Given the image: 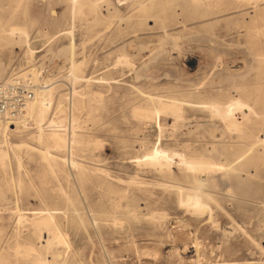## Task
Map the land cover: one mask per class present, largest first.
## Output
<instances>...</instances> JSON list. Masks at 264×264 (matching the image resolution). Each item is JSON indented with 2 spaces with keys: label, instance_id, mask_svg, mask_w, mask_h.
<instances>
[{
  "label": "rangeland",
  "instance_id": "rangeland-1",
  "mask_svg": "<svg viewBox=\"0 0 264 264\" xmlns=\"http://www.w3.org/2000/svg\"><path fill=\"white\" fill-rule=\"evenodd\" d=\"M261 25L264 0H0V82L37 68L46 114L78 124L64 161L42 158L32 120L0 132V264H196L194 242L173 244L176 219L204 254L217 251L214 264H264ZM159 100L182 116L134 114ZM171 150L222 167L193 172ZM46 208L66 241L49 249L31 223Z\"/></svg>",
  "mask_w": 264,
  "mask_h": 264
},
{
  "label": "bare ground",
  "instance_id": "bare-ground-1",
  "mask_svg": "<svg viewBox=\"0 0 264 264\" xmlns=\"http://www.w3.org/2000/svg\"><path fill=\"white\" fill-rule=\"evenodd\" d=\"M74 2H76V0H73ZM210 0H208L209 2ZM213 1V0H212ZM201 2V1H200ZM142 3V2H141ZM84 5H87V6H90L89 9H91V11H94L95 9V5L94 3H88L86 1H81L79 2L78 6L79 7H83ZM141 6V5H140ZM207 6V4H206ZM80 8V10H81ZM264 26V25H263ZM263 26H256V29L257 31H259V33L261 32L263 35H264V29H263ZM24 29V30H23ZM7 31L10 35H16L18 36V34H22L24 33V35H26V31H25V28H22L21 26L19 25H9L7 27ZM164 31V30H163ZM254 33V32H253ZM165 34V33H164ZM22 36V35H21ZM18 41V40H16ZM128 45V44H127ZM25 50V49H24ZM30 52H33V50H29V53ZM209 54V53H208ZM219 58V57H218ZM122 60V58H121ZM216 60V59H215ZM251 60V59H250ZM123 61V60H122ZM124 62H125V59H124ZM71 63V62H70ZM1 66V65H0ZM114 66V65H113ZM215 66V64H214ZM248 66V65H247ZM71 68H69L70 70ZM115 69V68H114ZM214 69V68H213ZM4 70V69H3ZM149 70V69H148ZM147 70V71H148ZM153 70V69H152ZM158 71V70H157ZM210 71V70H209ZM214 71V70H213ZM242 71V70H241ZM247 71H250V70H247ZM226 72V71H225ZM245 72V71H244ZM3 73L2 71V68H0V76L1 74ZM228 73V72H227ZM233 73V72H232ZM239 73V72H238ZM242 73V72H241ZM148 74V73H147ZM201 74V73H200ZM210 74V73H209ZM222 74V73H221ZM224 74V73H223ZM235 74V73H234ZM252 74V73H251ZM69 75H70V72H69ZM240 75V74H239ZM19 77H26L29 78L34 84H37L36 85V90H35V96L34 98L29 102L25 112L20 116L18 117L15 121H12V122H5L3 120H0V132H3V133H10V132H15L17 130H20L21 128H25L28 126V122L29 120H32L35 124V127L36 129L34 130V134L30 135V137H32L33 139H35L38 143H40V145H42L43 147L40 149V152H41V155H42V158H44L45 160H50V159H55V158H60L62 159L63 161L65 160V157L63 158V156H61L58 151L59 150H63V148L65 149L66 147H71L72 145H74V143L77 141L76 139V136L78 135L77 132H76V128L78 126V124H76V117L73 115L72 113V118L70 119V121H72V125H71V129L67 130L64 126V117L60 116V115H47L46 112L51 104V100H52V92H51V87H49V84L48 83H43V77L41 76V74L39 73L38 69L35 68V67H30V68H26L24 71L20 72L18 74ZM207 76V75H206ZM237 76V75H236ZM134 77V76H133ZM229 77L231 78V75L229 74ZM192 78V77H191ZM208 78V76H207ZM220 78V76H219ZM224 78V77H223ZM153 79V78H152ZM203 79V78H202ZM212 79V78H211ZM210 79V80H211ZM205 81V80H204ZM202 81V82H204ZM226 81V80H225ZM72 82V81H71ZM210 82V81H209ZM212 82V81H211ZM223 82V81H222ZM195 83V82H194ZM197 83V82H196ZM227 83V82H226ZM208 84V82H207ZM211 84V83H210ZM75 91V90H73ZM97 93V92H96ZM165 93V92H164ZM102 94V93H101ZM98 96V95H96ZM101 96V95H99ZM149 97V96H148ZM95 98V97H94ZM154 98V96H153ZM62 95L60 94L59 97H58V100H57V104L59 106V108L61 110H63L64 108V104H62ZM70 99V98H69ZM74 99V98H72ZM72 102V105H74L73 107H76V102L75 101H71ZM69 102V103H71ZM152 102V101H151ZM141 106V105H139ZM142 107V106H141ZM134 107L133 108V112L135 115L139 116V118H144V120L148 119L150 117H153V115L155 114H158V113H167V115L169 116H173L175 119L182 116V107L181 105H179L178 103L176 102H173V101H163V100H159L158 101V104L157 105H153V106H146V107ZM69 109V108H68ZM67 115V114H66ZM245 115V114H244ZM70 117V115H69ZM148 122V121H147ZM151 122V121H150ZM70 123V122H69ZM210 123V122H209ZM252 123V122H250ZM152 124V123H151ZM180 124V123H179ZM197 124V123H196ZM183 125V124H181ZM204 125V124H203ZM213 125V124H212ZM228 125V124H227ZM184 126V125H183ZM191 126V125H190ZM164 127V126H163ZM194 127V126H193ZM68 128V127H67ZM204 128V127H203ZM230 129V126L228 127ZM183 132V131H182ZM189 132V131H188ZM209 132V131H208ZM221 133V131H220ZM171 135V134H170ZM261 136V135H260ZM98 139V138H97ZM97 139H94V140H97ZM24 139L21 140L22 143H18L17 145H22V144H26V145H30L29 143L27 142H23ZM101 141V139H100ZM99 141V142H100ZM95 142V141H94ZM102 142V141H101ZM80 143V142H79ZM96 145L98 144L97 142H95ZM94 143V144H95ZM263 143V141H262ZM264 144V143H263ZM95 145V146H96ZM99 145H101L99 143ZM103 145V144H102ZM31 147H33V145H30ZM98 146V145H97ZM101 147V146H100ZM68 148V149H69ZM264 148V147H263ZM257 150V149H256ZM68 151V150H67ZM69 153V152H68ZM237 154V153H236ZM13 155V154H12ZM16 155V154H15ZM170 157L173 158V160H175V162L177 164H183L186 169H189L190 171H193V172H197V173H206L208 172V170H210L211 168H215V167H222V165L220 163H217V162H213V161H210L209 159L207 158H204V157H189L187 156L186 154L184 153H181L179 151H173L171 150L170 153H169ZM3 157H4V154L3 152L1 153L0 152V161L3 160ZM18 157V156H17ZM243 157V156H242ZM19 159V158H18ZM13 160V159H12ZM18 161V160H17ZM136 161H140L139 159L136 160ZM68 163V162H67ZM70 163V162H69ZM72 164H75L74 161H71ZM145 165V164H144ZM67 166V165H66ZM153 166V165H152ZM229 169V168H228ZM233 169V168H232ZM225 170V169H224ZM230 171V170H229ZM118 179V178H117ZM206 178H202L200 177V175L198 177H196V181L198 183V189L202 186L204 180ZM214 180V179H213ZM189 186V185H187ZM190 187V186H189ZM203 188V187H202ZM195 191V190H193ZM205 191V190H204ZM125 192V191H124ZM199 193V192H198ZM208 195V194H207ZM1 194H0V199H1ZM147 202V201H146ZM145 202V203H146ZM56 211V210H55ZM55 211H51V209L49 208H46V210H44L41 215L37 218H34V220L31 222L33 225H35L36 227H39V230H46L44 231V233H47V234H44V240L46 242V249H49L50 247V244L53 241V239H55V242H58L60 243L59 241H61V244L64 243L66 241H64V239L62 238L61 240V233H60V237H59V232H57L58 230V225H57V222L55 220ZM64 213H65V210H64ZM18 215V214H17ZM20 216V215H18ZM160 216V215H159ZM164 217V215H161ZM159 218V217H158ZM21 220V219H20ZM177 221V222H176ZM176 221L171 224L170 226V230L169 233L172 235L173 237V244L176 246L175 248L178 249V246H182L183 244H179V241L181 239H186V241H184V243L186 242H194V244L196 245V261L198 264H214L215 261L217 260L216 257H217V251L212 248V247H209L208 249H206V253L204 254V248L202 247V244L201 243H198V240L196 239V236L194 235V237L192 238L191 240V237L189 238V236L186 235V232H182V231H177L178 228H182L183 229V226L185 225H182L183 223H178L180 222L179 220L176 219ZM117 223V222H116ZM72 224V223H71ZM62 227V226H61ZM60 228V227H59ZM73 229V228H72ZM181 229V230H182ZM188 229V228H187ZM187 229H183V230H186ZM61 230V228H60ZM59 230V231H60ZM176 230V231H175ZM62 232V231H60ZM188 234H189V231H187ZM39 235V234H38ZM63 235V234H62ZM191 235V234H190ZM40 237H42V234H40ZM40 241V240H39ZM54 242V244H55ZM181 243V242H180ZM183 243V242H182ZM185 243V244H186ZM190 243V244H191ZM53 244V243H52ZM68 244V243H67ZM66 244V245H67ZM184 244V246H185ZM193 244V245H194ZM31 245V244H30ZM110 245V244H109ZM183 246V247H184ZM20 247V246H19ZM32 247V245H31ZM113 247V246H112ZM186 247V246H185ZM52 248V247H51ZM107 248V247H106ZM109 248V247H108ZM181 248V247H180ZM207 248V247H206ZM16 249V248H14ZM26 249V247H25ZM30 247L28 246L27 248V252H29L30 250ZM34 249V247H33ZM59 249V248H58ZM102 249V248H101ZM190 249V248H189ZM192 249V248H191ZM194 249V247H193ZM18 250V249H17ZM52 250V249H51ZM105 250V249H104ZM102 250V251H104ZM187 250V249H186ZM15 251V250H14ZM19 251V250H18ZM24 252H26V250H23ZM22 251V252H23ZM47 251V250H46ZM62 251V250H61ZM60 251V252H61ZM108 251H110V249H108ZM184 251V250H183ZM191 251V250H190ZM201 251V252H200ZM99 252V251H98ZM97 252V253H98ZM111 252V251H110ZM182 252V250H181ZM195 252V251H194ZM17 253V252H16ZM21 253V251H20ZM50 253V252H49ZM105 253V252H104ZM109 253V252H108ZM203 253V254H202ZM113 254V253H111ZM202 254V255H201ZM100 256L102 254H99ZM58 256V251H56L55 249L53 251H51V258L52 259H55L57 258ZM98 256L97 259L100 257ZM106 256L103 258V260H106ZM181 256V255H180ZM60 257V256H59ZM58 257V258H59ZM108 258V257H107ZM182 258V257H181ZM191 258V257H190ZM194 259V258H192ZM191 259V260H192ZM99 260H101L100 258L98 259V262ZM102 260V261H103ZM100 261V262H102ZM184 262V260H182ZM188 261V260H187ZM46 263V259L43 258V257H40V259L38 258L37 261H35L34 263L35 264H42V263ZM85 262V261H84ZM181 262V261H180ZM178 262V263H180ZM97 263V262H96ZM196 263V262H195ZM196 263V264H197ZM47 264V263H46ZM49 264V263H48ZM103 264V262H102ZM106 264V263H105ZM181 264V263H180ZM186 264V263H185Z\"/></svg>",
  "mask_w": 264,
  "mask_h": 264
},
{
  "label": "built area",
  "instance_id": "built-area-1",
  "mask_svg": "<svg viewBox=\"0 0 264 264\" xmlns=\"http://www.w3.org/2000/svg\"><path fill=\"white\" fill-rule=\"evenodd\" d=\"M36 85L18 74L0 82V120L12 122L20 117L34 98Z\"/></svg>",
  "mask_w": 264,
  "mask_h": 264
}]
</instances>
